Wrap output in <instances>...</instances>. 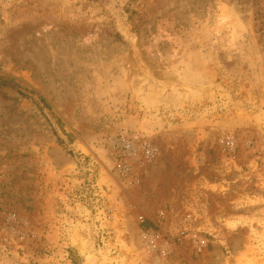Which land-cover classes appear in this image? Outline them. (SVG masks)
Here are the masks:
<instances>
[{"label":"rangeland","instance_id":"obj_1","mask_svg":"<svg viewBox=\"0 0 264 264\" xmlns=\"http://www.w3.org/2000/svg\"><path fill=\"white\" fill-rule=\"evenodd\" d=\"M0 264H264V0H0Z\"/></svg>","mask_w":264,"mask_h":264},{"label":"built area","instance_id":"obj_2","mask_svg":"<svg viewBox=\"0 0 264 264\" xmlns=\"http://www.w3.org/2000/svg\"><path fill=\"white\" fill-rule=\"evenodd\" d=\"M138 143V137L135 136H131L130 138H123V142H122V148H124L126 152H134V154L136 153V151L139 148H136V144ZM140 145H142V147L145 149L146 155H149L151 152V148L149 145L146 146L145 142H142ZM184 230H182L180 232V234H184ZM144 239H145V243L147 247H150L152 244L151 242L153 241V239L150 237L149 234L145 233L144 235Z\"/></svg>","mask_w":264,"mask_h":264},{"label":"trees","instance_id":"obj_3","mask_svg":"<svg viewBox=\"0 0 264 264\" xmlns=\"http://www.w3.org/2000/svg\"><path fill=\"white\" fill-rule=\"evenodd\" d=\"M3 83V82H2ZM41 102L44 104V105H46V102L43 100V99H41Z\"/></svg>","mask_w":264,"mask_h":264}]
</instances>
